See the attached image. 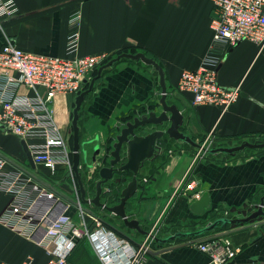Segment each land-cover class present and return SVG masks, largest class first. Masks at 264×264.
<instances>
[{
  "label": "crops",
  "instance_id": "crops-1",
  "mask_svg": "<svg viewBox=\"0 0 264 264\" xmlns=\"http://www.w3.org/2000/svg\"><path fill=\"white\" fill-rule=\"evenodd\" d=\"M14 1L15 16L0 20V49L6 42H12L27 53L66 57L65 47L72 30L69 19L77 13L79 41L74 57L105 55L113 59L119 52L130 53L134 49L155 60L165 74L168 102L182 114L180 131L195 143L200 145L209 134L213 138L210 149L235 147L243 142L264 143V44L258 46L242 41L231 49L215 48V54L221 59L217 66L218 83L240 90L237 101L227 109L193 106L189 96L176 90L180 74L198 69L211 43L209 24L213 8L209 0ZM131 62L121 61L105 69L97 91L92 92L85 104L80 136L85 139L83 142H91L93 149L102 143L105 147L109 138L111 145L114 143L116 131L111 137L108 133L118 127L121 130L130 120H123V114L132 113L143 105H151L147 108L149 112L156 111L159 106L158 74L150 66ZM74 98L57 95L53 100L54 122L63 135L71 127ZM56 111L60 118L68 121L64 129H60ZM20 142L0 129V156L16 168L23 169L20 164L28 168ZM180 144L188 146L172 139L164 146L159 144L153 166L148 168L147 161L140 168L138 176L142 183L127 205L130 219H136L144 231H152L155 238L164 239L177 233L197 231L219 218L241 219L256 211L264 196V148L246 149L229 158L223 157V153H206L195 160L198 150L191 147L195 151L190 152V148H181ZM171 147L176 152H172ZM161 151V155L173 154L166 155L165 160ZM156 161L159 164L155 165ZM184 176L181 193L172 197ZM188 178L198 181L199 197L205 192L209 195L210 208L202 215L189 210L195 199L185 191ZM72 200L68 214L73 223L80 226L83 222L93 232L94 216L89 214L87 207L104 210L83 204L80 194ZM7 201L8 197L0 193V212ZM78 207L84 211L82 218L78 217ZM100 221L103 227L106 225L105 229L131 244L145 240V236L133 230L126 228L127 232H120L110 223ZM0 233V264H20L27 259L33 264H46L48 256L44 249L1 224ZM222 234L239 249L226 264H264V218L228 225ZM84 238L89 242L81 241ZM203 238H177L166 244L149 240L144 264H211L209 256L195 244ZM95 253L94 241L83 236L75 241L67 260L69 264H104Z\"/></svg>",
  "mask_w": 264,
  "mask_h": 264
},
{
  "label": "built area",
  "instance_id": "built-area-1",
  "mask_svg": "<svg viewBox=\"0 0 264 264\" xmlns=\"http://www.w3.org/2000/svg\"><path fill=\"white\" fill-rule=\"evenodd\" d=\"M209 1L213 8L209 24L211 43L201 66L180 74L176 90L189 96L193 106L211 105L225 110L237 101L240 90L218 83L217 66L221 59L214 50L218 46L231 49L242 41L264 44V0ZM16 13L14 0H0V20ZM78 21L77 13L69 19L72 30L65 47L66 57L27 53L12 42H6L0 49V129L26 144L35 165V169H28L37 173L71 172L72 150L54 122L53 100L57 95L76 97L84 91L93 72L107 59L105 55L74 57L79 41ZM212 140L211 134L204 139L195 160L207 153ZM30 169L16 168L0 156V193L8 197L0 212V224L44 249L48 256L46 264H69L67 258L75 241L83 236L94 241L95 251L104 264H144L148 242L156 239L152 231L143 242L134 245L105 229L99 219L93 218V232L83 222L75 225L68 214L70 204L57 191L41 183ZM184 178L172 197L181 193ZM185 183V191L197 200L198 181L188 178ZM77 214L84 217L79 207ZM195 244L209 256L211 264H226L239 251L222 233ZM20 264L33 262L27 259Z\"/></svg>",
  "mask_w": 264,
  "mask_h": 264
},
{
  "label": "water",
  "instance_id": "water-1",
  "mask_svg": "<svg viewBox=\"0 0 264 264\" xmlns=\"http://www.w3.org/2000/svg\"><path fill=\"white\" fill-rule=\"evenodd\" d=\"M121 59L141 62L144 65L150 66L157 74L159 78V88H160V99L158 105L161 109L160 113L151 111L140 117L133 118L131 122H127L125 126L119 131V134L115 137L114 143L112 145V151L109 156L111 160L109 161V167H103L99 170L98 175L100 180L96 183L95 186V195L93 198L86 197L85 185L82 182L81 174L79 172V163H80V144H79V111L82 106V103L85 100V96L92 90L93 85L96 80L101 76L103 70L111 67L114 63L118 62ZM87 81H84V84ZM74 107L72 110L71 118V130H72V167L71 172L73 173L77 185L79 187V194L81 202L85 205H93L104 211L116 216L121 220L124 227L127 229L133 230L139 233L142 236L147 237L148 232L144 231L139 222L136 219H130L127 211L126 204L127 202L135 195L137 192V174L140 168L144 165L145 162L151 160L157 156L156 150L159 140L167 136L169 139L174 141H179L185 144L190 145L191 147L200 148V145L195 143L189 136L183 134L180 131V127L183 123V117L180 111L174 104L167 102V90L165 83V74L162 67L153 59L147 57L143 53H121L115 58L109 60L104 65L100 66L97 69L96 76L93 77L88 82V88L81 93H79L74 98ZM157 126L159 128H164L163 130H155L144 136H139L136 134L138 130H141L148 126ZM20 145L24 152L27 163L32 169H35V165L32 161L31 155L26 147V144L21 141ZM159 148V147H158ZM264 148V143H249L243 142L235 147H217L207 151L208 154H217L223 153L228 156H235L237 153L244 151L246 149H261ZM98 149L96 148L91 161L95 162V157L98 154ZM121 153L124 154L125 160H121ZM122 163L120 167L114 169V166ZM118 171H127L132 174L130 182L126 187L121 191V197L118 204L114 206H107L100 201V196L102 193V185L111 180L114 174ZM209 195L207 192L203 193L197 200L193 201L189 210L195 215H202L204 211L209 210ZM259 218H264V196L260 198L259 206L256 211L250 213L245 218L241 219H218L213 223L206 225L205 227L188 233H177L173 236H169L164 239H155V242L158 244H166L177 238H197L202 235L213 231L220 224H227L230 226L245 224L252 221H255Z\"/></svg>",
  "mask_w": 264,
  "mask_h": 264
},
{
  "label": "rangeland",
  "instance_id": "rangeland-1",
  "mask_svg": "<svg viewBox=\"0 0 264 264\" xmlns=\"http://www.w3.org/2000/svg\"><path fill=\"white\" fill-rule=\"evenodd\" d=\"M98 87H99V84L96 86L95 92L97 91V88ZM90 99H91V95L85 99L83 105L81 106V115L82 114L83 115L81 116V120H80V122L78 124V126H80L81 130H83V128H82V119H84L85 118V115H86V113L84 112V107H85V104H87V102ZM167 102H168V97H167ZM168 103H170V102H168ZM148 106H150V107H146V105H143L142 107H140V106L139 107H136L135 108L136 110L133 111L132 113H130V112L128 113L127 112L126 114H123V115H125V116L127 115V117H130L129 118L130 120L127 121V122H131L133 118L140 117L142 115H145V114L149 113V111H148L147 108H151V105H148ZM155 109H156V107H155ZM154 112L160 113L161 112L160 107L158 106L157 109H156V111H154ZM56 120L60 124V129H64V125L68 123L67 119L60 118V114H58L57 111H56ZM119 128L120 127H118L116 130L115 129L114 130H111V132L109 131V133H108L109 137H111V135H114V132L115 131H116V134L118 135L119 134V131H120ZM151 129H154V128L149 127V129L147 131H149ZM160 130H161V128H160ZM64 136L66 138V142L68 143L69 147L72 148V130H71V127H70L69 130H67V133L64 134ZM81 140H85V139L83 137H81ZM87 142H89V141H87ZM89 143H91V142H89ZM103 144L104 143L100 144L102 151H101V153L99 151V155L96 158L97 160H99V156L100 155L103 156V153H104V151H103V147L104 146H102ZM166 144H167V141L164 143V145H166ZM112 145H110L111 151H112ZM180 147L181 148H188V149L190 148V150H189L190 152H194L195 151V149L191 148L190 145L184 147L182 144H180ZM92 149H93V147H92L91 144L88 145V146H86V147H83L82 146V157H83V159L80 160L79 169H78L79 172H80V174H83L84 177L86 176V179L87 180L90 179V181H91L90 183H85L86 184L85 185L86 197H89V198H91V194L89 193V191H91L92 189H94V187L96 186V183L100 180L99 175H98V172L94 176L95 171L94 170L93 171L91 170V169H93V166H94V165H92V163L90 161L91 160V157H92V153H93V150ZM171 150H172V152H174L175 151V148L174 147H171ZM162 152L163 151H161L160 155L162 154ZM172 154H170L169 152L168 153L166 152L165 154L161 155V157L162 158L165 157V160H166L167 159L166 158V155H172ZM223 157L229 158V157H226L224 155H223ZM221 160H222V158H221ZM95 162H96V160H95ZM153 162H154L153 161V158L151 160H149V163L147 165L148 168L151 167V166H153ZM157 163L159 164V161L158 162L156 161L154 164L156 165ZM90 165L92 166L91 168H90ZM20 167L23 168V169H27V170L30 169V168L29 169L27 168V165L26 164H20ZM95 167H97V166H95ZM30 171L35 176L38 177V179H39V181L41 183L46 184L47 187L52 188L55 191H57L59 194H61V196L64 197V201L65 202H68V203H69V201L72 202L73 201L72 198L75 199L77 197V195H79V192H78V189L79 188L77 186L76 179H75L73 173L70 172V171L68 172L67 170H64V171H61L60 170L61 172L58 171V172L54 173L53 175H48V178H44V176L42 175V173H37L36 171L31 170V169H30ZM143 183H145V182H143ZM106 190H107V188H105V186H103L102 191L105 192ZM135 195H137V192L135 193ZM135 195L132 197L131 200H133V198L135 197ZM87 208L89 209V214L93 215L94 218L99 219V220H102L103 223L104 222H107V224L110 223L113 227L118 228L120 230V232H122V231L123 232L124 231L127 232L126 227L122 226L123 224H122L121 220L118 219L116 216H114L112 214H108L107 212L101 211L99 209H94L92 206H88ZM86 219H88V218H86ZM77 220H79V219H77ZM88 221H90V219H88ZM94 225H95V223H94ZM104 227L106 228V225ZM197 229H199V228H197ZM0 237H2V234L1 233H0ZM81 241H85L86 242L88 240L86 238H84Z\"/></svg>",
  "mask_w": 264,
  "mask_h": 264
},
{
  "label": "trees",
  "instance_id": "trees-1",
  "mask_svg": "<svg viewBox=\"0 0 264 264\" xmlns=\"http://www.w3.org/2000/svg\"><path fill=\"white\" fill-rule=\"evenodd\" d=\"M121 53H123V52H119V53H117V55H120ZM130 53H131V54H135V53H137V52H136L134 49H131V50H130ZM117 55H116V56H117ZM111 59H112V58L109 57L108 59H106V60L103 62V64L107 63V62H108L109 60H111ZM121 61H122V62H131V61H126V60H124V59H121V60H119L118 62H116V63H114V64H117V63H119V62H121ZM131 63H132V62H131ZM114 64H113V65H114ZM104 72H105V71L103 70L102 73H101L100 78H99L98 80L95 81L92 90H91V91L85 96V99H86L88 96L92 95V92L95 90L96 86H97L98 83L100 82V80H101L102 75H103ZM96 73H97V70H95V71L93 72L92 77H95V76H96ZM87 88H88V84H86V85L84 86L83 90H86ZM84 101H85V100H84ZM83 103H84V102H83ZM83 103H82V105H83ZM80 115H81V108H80V111H79V116H80ZM123 116H124V117H122L123 120H128V119L130 118V117H127V116L125 117V115H123ZM79 122H80V121H78V124H79ZM167 140H169V138H168L167 136H165L164 138H162L161 140H159V144L163 146L164 143H165ZM164 141H165V142H164ZM111 142H112V139L109 138V139H108V143H107L106 146H105V153H104V155H103V159H102V161L108 157V153H109V151L111 150V149H110ZM224 156L229 157V156H227V155H224ZM122 159H123V161L125 160L124 157H123ZM103 162H104V161H103ZM99 168H100V166H98L97 170H96L95 173H94V176H95V174L97 173V171L99 170ZM59 172H61V171H59ZM131 176H132V174H131L130 172H127V171H118V172H116V174L114 175L113 179H111V180H109L107 183L103 184V186H105V188H107V190H106L105 192L102 191L103 193H102L101 196H100V201H101V203H103V204H105V205H107V206H109V207L118 204L119 201H120V197H121V191L126 187V185L128 184V182H130V180H131ZM81 179H82V182H83V184H84V180H83L82 177H81ZM90 182H91L90 179L86 181V183H90ZM140 183H142L141 180H140ZM85 185H86V184H85ZM89 193L91 194V197H93L94 194H95V187H94V189H92L91 191H89ZM131 199H132V198H131ZM131 199H130L128 202H130ZM128 202H127V204H126V211H127V205H128ZM229 218H230V217H229ZM219 219H223V218H219ZM224 219H228V218H224ZM216 220H218V219H216ZM216 220H215V221H216ZM213 222H214V221H213ZM122 226H123V225H122ZM227 229H228V225H227V224H223V225L220 224V225H219L218 227H216L213 231H211V232H209V233H206V234L202 235L201 237H197V238H203V237H205V236H209V235H213V234L223 233V232L227 231Z\"/></svg>",
  "mask_w": 264,
  "mask_h": 264
},
{
  "label": "flooded vegetation",
  "instance_id": "flooded-vegetation-1",
  "mask_svg": "<svg viewBox=\"0 0 264 264\" xmlns=\"http://www.w3.org/2000/svg\"><path fill=\"white\" fill-rule=\"evenodd\" d=\"M79 119H80V116H79ZM149 127H152V128H154V129H151V130H149V131H147L148 129H149ZM164 128H161V130H163ZM155 130H160V128L159 127H157V126H148V127H145V128H143V129H141V130H138L137 132H136V134L137 135H139V136H144V135H146V134H149V133H151V132H153V131H155ZM165 130V129H164ZM117 136V135H116ZM115 136V137H116ZM115 137H114V139H115ZM79 144H80V160L81 159H83V157H82V146L83 147H86V146H88V145H90L91 143H89V142H83L81 139H80V130H79ZM158 147H159V144L157 145ZM157 147V150H156V153L158 154V151H159V149L160 148H158ZM97 149H98V151H100V149H101V146H97L96 147ZM96 148H94V149H92L93 150V153H94V151H95V149ZM104 147H103V151H104ZM93 153H92V156H93ZM109 154H110V152H109ZM109 154H108V157L106 158V159H104L103 161H102V159H103V156H99V160H97L96 158H97V156L99 155V152H98V154H97V156L95 157V160H96V162H92L91 160V163H92V165H94L93 166V169H91L92 171L94 170V171H96L97 170V167L98 166H100V168H99V170L101 169V168H103V167H109V161L111 160V158H110V156H109ZM124 157V154L123 153H121V160H122V158ZM91 159H92V157H91ZM123 161V160H122ZM149 162V161H148ZM145 163H147V162H145ZM100 164V165H99ZM121 162L118 164V165H116V166H114V169H116L117 167H120L121 166ZM95 166H97V167H95ZM92 166L90 165V168H91ZM99 170L97 171V172H99ZM140 171V170H139ZM116 174V173H115ZM114 174V175H115ZM139 172H138V174H137V189H138V187H139V185H140V180H139ZM81 177L83 178V180H84V185H85V183H86V181H87V179H86V176L84 177V175L83 174H81ZM145 180V179H144ZM143 180V181H144ZM129 183V182H128ZM102 188H103V185H102ZM102 194V193H101ZM95 195V194H94ZM94 197V196H93ZM93 197H91V198H93ZM87 198H89V197H87Z\"/></svg>",
  "mask_w": 264,
  "mask_h": 264
}]
</instances>
